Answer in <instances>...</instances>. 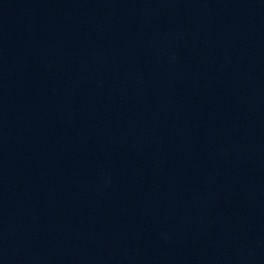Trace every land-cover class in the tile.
Instances as JSON below:
<instances>
[{
	"label": "water",
	"instance_id": "95a60500",
	"mask_svg": "<svg viewBox=\"0 0 264 264\" xmlns=\"http://www.w3.org/2000/svg\"><path fill=\"white\" fill-rule=\"evenodd\" d=\"M0 264H264V0H0Z\"/></svg>",
	"mask_w": 264,
	"mask_h": 264
}]
</instances>
